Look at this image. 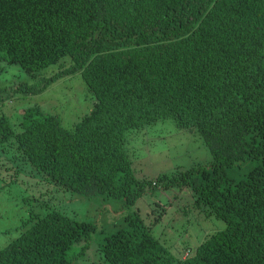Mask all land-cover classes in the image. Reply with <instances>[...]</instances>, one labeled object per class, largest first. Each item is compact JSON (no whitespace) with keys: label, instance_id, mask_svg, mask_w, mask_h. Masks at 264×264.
<instances>
[{"label":"trees","instance_id":"obj_1","mask_svg":"<svg viewBox=\"0 0 264 264\" xmlns=\"http://www.w3.org/2000/svg\"><path fill=\"white\" fill-rule=\"evenodd\" d=\"M8 66L32 82L0 107L80 75L92 108L71 129L39 106L15 123L1 114L0 155L89 201L188 188L225 224L176 260L136 212L102 238L99 264H264V0H0V77ZM167 120L195 131L212 161L137 179L129 136ZM30 219L0 264H73L97 227L57 208Z\"/></svg>","mask_w":264,"mask_h":264},{"label":"rangeland","instance_id":"obj_2","mask_svg":"<svg viewBox=\"0 0 264 264\" xmlns=\"http://www.w3.org/2000/svg\"><path fill=\"white\" fill-rule=\"evenodd\" d=\"M52 70L54 67L41 76H48ZM21 82L29 84L32 80L19 67L8 66L0 77V95ZM34 106L58 114L63 126L71 129L92 108V96L80 75L64 77L42 94L27 99L18 95L11 98L0 107V115L4 114L15 123L22 109ZM128 143V154L137 179L212 161L199 135L195 131L178 128L172 120L158 122L132 134ZM29 167L20 157L16 159L11 151L0 155V250L33 224L32 215H45L51 208L97 226L96 233H92L88 241L77 245L81 248L88 244L85 253L79 255L73 264H99L98 245L102 238L136 212L146 225L153 228L155 238L176 260L185 258L207 236L225 228L221 220L207 218L195 209L188 188L156 190L144 195L134 205L124 206V202L89 201L81 195L67 193H64V198L61 190L53 185L52 190L51 185L36 173H31ZM161 212V217L155 222Z\"/></svg>","mask_w":264,"mask_h":264}]
</instances>
